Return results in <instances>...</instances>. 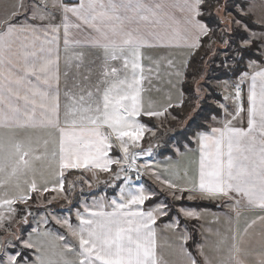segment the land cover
Instances as JSON below:
<instances>
[{
    "label": "snow or ice",
    "instance_id": "obj_1",
    "mask_svg": "<svg viewBox=\"0 0 264 264\" xmlns=\"http://www.w3.org/2000/svg\"><path fill=\"white\" fill-rule=\"evenodd\" d=\"M256 7L254 0L245 7L240 6L239 0H31L28 5L17 0L6 6V14L0 20V187L14 182L20 195L0 200V206L7 205L14 212L13 204L26 203L31 197L21 190V178L31 175L30 182L23 181L28 185L27 191H40L34 177L38 172L43 175L44 170L57 177V186L51 190L61 193L70 170L91 172L93 176L97 171L108 173L114 180L123 178L124 186L118 198L100 197L91 205L83 204L82 211H76V225L69 218L53 217L67 229L71 241L47 230L33 229L37 240H33L32 233L26 239L12 233L22 249L31 250V255L26 251L5 252L7 260L0 258V264H168L158 251L155 225L160 217L169 215L170 209L165 203L145 208L146 202L157 195L136 183L147 173L177 200L185 192L198 193L206 199L226 198L237 219L242 208L264 212V67L257 69L255 61L248 66L256 70L244 72L233 85V92L224 96L233 101L234 111L229 113L224 104L219 105L231 118L217 121L220 126L193 134L199 159L191 174L185 170L182 184L162 178L147 162L137 163L140 157L153 155L152 144L142 147L145 133L156 136L139 117H161L167 111L144 106L143 50L183 47L191 55L204 38L211 49L215 36L228 54L232 44L227 37L234 26L249 35L228 58H242L253 41L259 39L260 57L264 59V32H252L245 22ZM259 9L258 22L264 25V0H260ZM57 14L61 22L52 23ZM61 38L69 67L75 62L79 70L84 63V52L69 54L76 47L95 48L102 57L95 93L83 89L79 95L65 92L71 103L66 106L63 124L59 93ZM116 61L120 67L114 66ZM167 63L173 69L170 75L175 77V82L169 83L183 96V89L178 86L185 81L182 68H187V60L181 61L182 68L172 60ZM148 71L151 73L152 69ZM245 81L249 82L247 108L241 87ZM196 91H200L198 85ZM224 91L228 92V88ZM245 112L247 127L235 126L233 121L241 119ZM29 129L48 130L51 150L48 139L41 142L32 135L18 134V130ZM114 146L122 156L109 155ZM43 191L49 189L44 187ZM187 198L191 200L193 196ZM179 212L199 219L193 210L181 208ZM21 219L23 224L28 223L27 216ZM2 221L0 217V227ZM258 223L257 237L251 230ZM169 226L179 227V219ZM229 232L230 235L216 234L218 238L211 242L209 254L203 246L199 247L202 264H264V215L252 219L242 231L230 227ZM188 238L185 235L182 239L186 242ZM8 246L16 247L7 242L0 249ZM177 255V264H201L183 244Z\"/></svg>",
    "mask_w": 264,
    "mask_h": 264
},
{
    "label": "rangeland",
    "instance_id": "obj_2",
    "mask_svg": "<svg viewBox=\"0 0 264 264\" xmlns=\"http://www.w3.org/2000/svg\"><path fill=\"white\" fill-rule=\"evenodd\" d=\"M255 3L257 7L254 9V14L246 18L245 22L247 24L253 23L256 28H264V25L258 22L261 16V12L259 9L260 1ZM246 5L247 4L243 5L242 7H245ZM233 15H235V12L233 13ZM235 31H238L240 34L238 35L239 37L236 41L240 46L242 39L247 38L249 33H245L241 30H236L233 26V28L230 30V35L227 37L231 44L235 42V38H233ZM252 32H255L257 34L262 33L260 31ZM215 41L216 42L213 47L211 49L208 48L207 50L208 55L204 61L205 66L203 73L199 75L198 80L192 81V83L194 84V92L197 100L193 104V109L191 110L192 112L188 116L187 114H182V116H177L180 118H177L171 113L172 109H181L184 101V96H180L178 89L174 88L172 84L169 83L170 80L175 82V77L170 75L173 69L168 66L167 61L172 60L177 66L182 68L181 61L187 60L188 64L192 55L190 56L188 53L173 52L170 53L171 55L169 54V56H166L164 58H162V55L157 54L159 57L155 56V60L142 61L145 68L146 77L143 82L142 92L144 106L146 109L149 107V105H151V108L153 110L164 111V109H167V111H165L164 115L161 117H148L144 115L140 116L141 118H145L149 122L153 123L156 129L151 128L145 123L144 124L148 128L154 130L156 132V136L153 137L150 132L145 133L144 139L141 142L142 147L147 148L149 144H152L153 155L151 157H140L137 162L141 165L146 162L149 163L160 176L166 174L169 169L174 164H176V161L173 158L158 159V152L167 148L168 150H172L175 153L179 152V149L176 147L175 143L172 145H169V143H171L170 141H172L173 136H177L180 133L183 134L184 130L188 127L190 122L197 116L203 102H207L208 100V104L213 105L216 108L217 112L221 115V117H215V121L211 118V121L207 124L208 128L215 126V124H217V121L223 120V118L226 117L224 111L219 107L220 104H224L228 108L229 113L234 111L235 105L233 101L225 100L224 96L233 92V85L237 83V80L213 82L210 79L211 68H214L215 66V59L217 60L218 58L219 60H224V70H228L233 66V62H231L232 59L229 60L228 57L233 54L234 47L232 46V51L229 52V54H225L223 50L224 46L220 42V40L216 37ZM255 43H260L261 45V41L259 39H255L252 45H254ZM249 63L250 62L246 63L247 72L251 73L254 70L253 68H249ZM260 65V63H256L257 68H259ZM149 68L152 69L151 73H149L148 71ZM182 70L186 72V69L182 68ZM201 77H203V79H201ZM197 85L200 89L199 93H197L196 91ZM178 87H182V85ZM225 87L228 88V92L224 91ZM241 87L243 89V97L245 100V88L243 85H241ZM211 90L216 91L213 96H211ZM217 95H219L220 98L217 97ZM213 97L219 98V101L212 100L211 98ZM169 104H171L172 107H168ZM185 116L186 118L185 120H183V117ZM226 118L229 119L231 117L227 116ZM188 140L191 144L194 145L193 137L188 138ZM173 141L175 142V140ZM157 144H159L160 147H156ZM185 149H188V147H185ZM111 155H113V158H118L117 150L115 149V147H113ZM113 171H115V166L113 167ZM48 175L49 174L46 171H43V175L38 172L34 177L36 179L37 185H41L44 180L48 182ZM130 175L133 176V173H130ZM77 177H82V180L77 179ZM26 179L30 182L33 177L29 175L28 177H26ZM142 179L143 181L141 183H137V185H143L148 188L152 186L150 185V182L156 180L155 177L151 175V173L143 175ZM56 186L57 181L54 187ZM123 186V178H121V180H114L113 177L108 173L99 172L96 173L95 176H93L92 173L75 171L69 172L67 174L65 178L63 193L59 191H53V194H33L26 203H21V209L17 206L15 208V204H13L11 207L15 209L14 212L9 211V207L7 205L0 206V217H3V227H0V245L6 244L7 242H11L12 245H16V247L8 246L6 248L0 249V258H2V260L6 262L7 256H5V252H7L8 254H12L15 251H25L20 247L19 241L14 238L12 233H15L16 236L20 237V239H25L33 229H39V231L41 232L47 230L54 234L61 233V235H64L66 237L68 233L67 229L65 227H62L60 224H57L53 217H56L58 219L69 218L70 222L74 223V213L79 208L81 201H89L91 198L99 196L112 197L116 194L120 195V188ZM21 187L23 188V186ZM8 190L9 192L11 191L9 187ZM152 190L157 193V195L154 197V200L155 198L159 200L157 201V203H165L169 206V215L165 217H170L169 220L173 221V223L175 220L179 219V227H173L172 231H169L168 228H166L167 225H164V233L165 237L168 236V241L161 246L162 255L168 256L170 258V262L168 264H177V261L179 260V257L177 255L179 251V247L177 246L178 241L176 239L170 240V234L173 233V231L182 230V233L184 232V236L188 235L191 238V230H197V232L199 233V223L191 221L194 219L187 218L179 212V209L181 208L192 209V207L181 206L180 204L186 205V203H190L198 205L204 203L205 201L199 199L189 200L186 195H183L182 199L177 200L168 194V190L162 187H156ZM0 196L2 197V195ZM148 203L145 204V207L149 206ZM196 213L200 214L198 212ZM24 216H27V224L22 223L21 218ZM45 219L47 220V223L42 222ZM199 219L203 220V222L205 224H208L210 227H216L219 223H221L225 227L228 226L227 218L212 219L210 215L206 216L202 214L199 215ZM53 221H55L54 223H56V228L53 227ZM181 222H185V225L183 226ZM193 223H195L196 225H192ZM32 238L33 240H37V236L35 233L32 234ZM174 242H176V244ZM27 251L30 250H26V252Z\"/></svg>",
    "mask_w": 264,
    "mask_h": 264
},
{
    "label": "crops",
    "instance_id": "obj_3",
    "mask_svg": "<svg viewBox=\"0 0 264 264\" xmlns=\"http://www.w3.org/2000/svg\"><path fill=\"white\" fill-rule=\"evenodd\" d=\"M16 2H17V0H0V20H3L5 14H6V6L11 5L13 3H16ZM23 3L25 5H28L31 3V0H23ZM60 22H61V17L59 14H57L55 19L52 21V23L59 24ZM35 23L41 24V22H39V21H37ZM43 23H47V21H45ZM86 34H87L86 32L82 33L79 38L83 39L84 35H86ZM61 37H62V33H61ZM73 51L85 53L84 63L79 70H77L75 68V66H74L75 62H73V65L71 67L66 65V63H65L66 53L64 51L63 39L61 38L60 44H59V74H60L59 93H60V120H61V124H63V121H64V113L66 111V106L71 103V101L68 99V97L65 96V92L68 91L71 94L79 95L81 90L83 89L84 91H93L95 93V85L98 83V81L100 79V74L102 71V57L99 53V50L92 48V47H88V46L76 47V48L70 49L69 54H71V52H73ZM194 51L195 50H192V54ZM173 52L188 53L189 54L190 50L187 48H183V47L145 48L143 50V54H144L143 60H147V61L155 60V58H156L155 56H158V55H162V58H164L166 56H169V54L173 53ZM167 53H168V55H167ZM113 63H114V66L120 67L119 61H116ZM263 65L261 64L260 67H264ZM253 70H255V69H253ZM65 73H67V75H65ZM85 77H87V79H85ZM237 82H238V80H237ZM243 86L245 88V93H246V97H247L249 82L245 81ZM246 97L244 100L245 108H247V106H248ZM223 119H226V117ZM233 124L235 126H238V127H247V114H246V112L241 113V119L234 120ZM217 126H220V125L217 123V124H215V126H212V127H217ZM18 134L21 137H24L27 135H32V137L34 139L39 138V140L41 142L45 139H48L50 141L49 149L51 150V148L53 147V145L51 144L52 137H50L48 135V130H46V129L18 130ZM115 149L117 150V154H118L117 156L118 157L122 156V153H120L116 147H115ZM109 155L113 157V155H111V152ZM198 159H199L198 145L194 141V145L192 148H188V149L184 150L183 152L177 153V157L174 159L176 161V164H174L169 169V171L161 177L171 179L178 184H182L183 183L182 178H183L185 170H188L189 174H191L192 171L197 166ZM44 171L48 172V174L50 176L48 175V177H47L48 182L44 180V182L41 185H37L38 189H40V191H37V192L29 193L27 191V188H28L27 184L23 183V181L26 179V177L21 178V186H23V188L21 187V190L24 192L25 195H30V197H31L33 194H38V193L39 194H47V193L53 194V191L51 189L55 186L56 181H57V177L52 175L47 170H44ZM75 171L81 172L82 170H70L69 172H75ZM69 172L66 173L65 178ZM82 172L91 173V172H87V171H82ZM96 173H99V171H97ZM150 185H152L149 187V189H151V190L155 189L156 187L164 188L158 180L150 182ZM8 187L11 189L10 192L8 190ZM44 187H47L49 189V191H46V192L43 191ZM145 188H148V187H145ZM0 195H2V197L0 196V200H2V199H13V198L20 195V191H18L15 188L14 182H13V184L6 185L4 187H0ZM183 195H186L187 197L189 195H192L193 199H197V200L199 199V200H203L205 202H210L214 205L216 204L218 207V210L190 209V210H193V211L200 213L198 215H202V214L206 215V216L210 215L212 219H214V218L215 219L227 218V222H228L227 227L223 226L221 223H219L216 227H210L208 224H205L203 222V220H201V219H194L193 218L194 220H191V221H195V222L199 223V229L198 230H199L200 243L197 246L196 251H197V255H198L197 259L201 261V264H202V257L199 256V247L200 246H203L205 253L209 254V251H211L210 250L211 242L218 238L216 235L217 233H220L222 235L223 234L224 235H230V232H229L230 227L231 228H237L238 227L242 231L243 228L246 226V224L249 223L252 219L256 218L257 216L264 215V212H262L258 208L257 209L242 208L241 214H240L239 218L237 219L236 214L233 211V208L231 206V201H228L226 198L206 199V198H201L198 193H188V192L183 193ZM100 197L101 196L91 198L89 201H85V200L81 201L78 209L82 211L83 204L87 203V204L91 205L94 200H98ZM103 197L106 200H111L113 198H118L119 195L116 194L115 196H112V197H106V196H103ZM21 203L22 202L17 201V203H15V208L18 204L21 205ZM146 203H148V202H146ZM145 208H147V207H145ZM74 215H75L74 216V223H72V224L76 225L78 223V221L76 220V212L74 213ZM164 218H165V216L160 217L157 220L156 225H155L156 232H157L158 251H159L160 255H162L161 246L168 241V236L165 237L164 225H167L166 228H168L169 231H172V229H173V227L169 226V225H173V221L167 222L165 224L159 223ZM186 221H188V220H186ZM54 222L55 221H53V227L56 226V223H54ZM204 225H206V226H204ZM251 231H253L255 233V235L258 237L259 232H260L259 223ZM183 233H182V230L173 231V233L170 234L169 239L170 240L176 239L178 241V243H177V246L179 247L178 249H180L181 245L183 244V246L185 248H187V250H188L187 245L189 244L191 238L188 235H186L189 238L185 242L182 239L184 237ZM59 235H61V233H59ZM27 237H28V235H27ZM66 239L69 241L72 240L71 236L68 233H67ZM73 243H74V241H73ZM174 243L176 244V242H174ZM162 256L165 259V261H167L168 263L170 262V258L168 256H165V255H162Z\"/></svg>",
    "mask_w": 264,
    "mask_h": 264
},
{
    "label": "trees",
    "instance_id": "obj_4",
    "mask_svg": "<svg viewBox=\"0 0 264 264\" xmlns=\"http://www.w3.org/2000/svg\"><path fill=\"white\" fill-rule=\"evenodd\" d=\"M260 0H254V2H259ZM248 4L250 2V0H239L240 6L242 7L243 3ZM249 28L252 31H260V32H264V28H259V27H255L253 25V23H248ZM238 35L239 32L235 31V34L233 35V38H235V42L232 43V46L234 47L233 49V53L237 50V48L239 47L237 41V38L239 37ZM207 38H204V40H202L201 42V47L199 49H196L188 64H187V68H186V72H185V81L182 85V89L184 92V101L183 104L181 106V109H177L171 110V113L177 117V116H182V114H187V116L192 112L191 110L193 109V104L196 102V96H195V92H194V84L192 83L193 80H198V77L200 74L203 73L204 71V61L207 58V50H208V46L205 43V40ZM213 39L215 40L216 37L214 36ZM255 45V46H254ZM254 45H252L251 49H248L245 51L244 55L242 58L237 57L236 60H231V62H233V66L228 69V70H224V60H219L217 58V60L215 59V63L214 65L217 66L214 68H211V76L210 79L213 82H224V81H228V80H238L240 78V76L244 73L247 72V66L246 63L250 62V61H255L256 63H260V64H264V60L260 57V43H255ZM229 54V53H228ZM239 61V62H237ZM211 96H213L216 91L211 90ZM217 97H219V95H217ZM217 97H213L211 98L212 100H216L219 101V98ZM191 107V108H190ZM212 117H221V115L217 112L216 108L213 105H209L208 104V100L207 102H203L200 111L198 112L197 116L190 122V124L188 125V127L184 130L183 134L180 133L177 136H173L172 137V141H170L171 143H169V145L172 144H176V147L179 149V152H183L185 149V147L188 148H192L193 144H191L188 140V138L193 137V134L196 131H203V130H207L208 126L207 124L211 121ZM180 118V117H177ZM186 116L183 117V120H185ZM139 120L142 123L147 124L148 126H150L153 129H156L153 125L152 122H149L148 120H146L145 118H139ZM175 140V142L173 141ZM158 159H166V158H173L175 159L177 157V153L173 152L172 150H168L167 149H163L161 151L158 152ZM70 175V174H69ZM34 197V196H33ZM33 199V198H32ZM157 200L155 198V200L153 199V201H149L148 203V207L152 206L154 203H157ZM181 206H186V207H192L195 209H203V210H218L217 205H214L210 202H204L201 204H190V203H186V205L184 204H180ZM18 208L21 209V206L18 204L17 205ZM170 217H165L162 221H160V224H164L167 222H170L171 220H169ZM164 222V223H163ZM182 225H185V222H181ZM192 225H196L195 223H193ZM191 240L189 242V244L187 245L189 252H191L193 254V256H195L196 258H198L197 255V251L196 248L200 243V238H199V233L197 232V230H191ZM26 239V238H25ZM26 251V250H25ZM29 253V255H31V251H27Z\"/></svg>",
    "mask_w": 264,
    "mask_h": 264
},
{
    "label": "built area",
    "instance_id": "obj_5",
    "mask_svg": "<svg viewBox=\"0 0 264 264\" xmlns=\"http://www.w3.org/2000/svg\"><path fill=\"white\" fill-rule=\"evenodd\" d=\"M65 2H74V0H65ZM138 163V162H137ZM133 173V180H134V182H135V173L134 172H132ZM143 181V179H142V177H141V179H140V181H138V182H136V183H141Z\"/></svg>",
    "mask_w": 264,
    "mask_h": 264
}]
</instances>
